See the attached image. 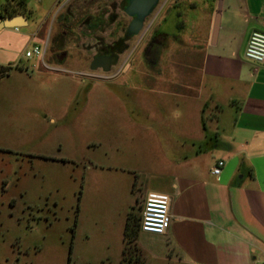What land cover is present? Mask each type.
Segmentation results:
<instances>
[{"label":"rangeland","instance_id":"rangeland-1","mask_svg":"<svg viewBox=\"0 0 264 264\" xmlns=\"http://www.w3.org/2000/svg\"><path fill=\"white\" fill-rule=\"evenodd\" d=\"M99 1L109 11L114 9L111 1L117 0ZM41 12L30 0L27 26L0 32V45H11L22 57L16 69L28 59L31 74V78L7 79L6 72H17L0 65V264H119L123 231L117 228L125 224L128 213L139 219L148 169L161 158L156 140L161 126L155 132L133 134L128 125L166 121L177 129L178 123H194L191 115L199 103L192 88L181 97L173 92L178 88L167 91L159 81L151 83V91L136 85L135 74L160 71L159 57L167 38L150 35L160 31L166 17L154 12L136 39L145 34L157 50L144 48L143 38L134 51L132 41L131 53L125 59L122 55L109 71L95 72L97 68L91 70L89 63L88 76L82 77L56 61L51 64L68 69H45L41 55L25 57L27 50L35 45L43 49L46 42L51 55L63 50L54 44L61 30L57 17H48L39 27ZM38 30L37 40H32L29 34ZM205 120L211 130L214 123ZM226 130L219 127L218 136L228 134ZM129 167L137 168L142 183L134 191L128 189L131 176L124 171ZM126 201L131 206L121 214ZM169 262L166 259L164 264H176ZM145 264L153 263L145 260Z\"/></svg>","mask_w":264,"mask_h":264},{"label":"crops","instance_id":"crops-1","mask_svg":"<svg viewBox=\"0 0 264 264\" xmlns=\"http://www.w3.org/2000/svg\"><path fill=\"white\" fill-rule=\"evenodd\" d=\"M6 1L14 4L18 0H0V6ZM29 1L24 0L26 10ZM68 1L35 0L42 9L39 27L48 17L55 19L72 9L92 14L105 9L99 0L93 4L79 0L72 7ZM5 13L0 11L3 18ZM155 14L166 17L160 29L167 38L159 57L160 71L134 73L139 82L136 85L151 91V85L159 81L165 90L178 88L173 92L181 97L192 88L199 107L191 115L194 123H178L176 130L166 121L128 125L133 134L155 132L161 126L156 139L161 158L148 172L144 170L147 178L142 203L148 195L164 198L170 212L165 233L139 231L136 246L144 262L153 264H164L166 259L176 264H264V63L244 57L250 34L263 29L264 0H161ZM18 15H24L27 26L26 12ZM35 32L29 34L32 40H37L39 30ZM63 37L55 46L63 50L55 56L48 52L49 43L44 44L47 52L40 56V63L47 70H56L51 64L56 61L87 77L84 40L70 43L65 34ZM11 48L0 45V65L15 68L17 73L10 70L4 78H31L29 60L16 69L22 57ZM85 85L82 82V87ZM205 118L214 123L211 130ZM224 126L228 134L218 136V128ZM218 160L224 165L219 175H213L211 170ZM124 171L131 176L128 189L134 191L138 183L142 185L136 167ZM129 206L126 201L120 213ZM123 224L117 228L119 233Z\"/></svg>","mask_w":264,"mask_h":264},{"label":"flooded vegetation","instance_id":"flooded-vegetation-1","mask_svg":"<svg viewBox=\"0 0 264 264\" xmlns=\"http://www.w3.org/2000/svg\"><path fill=\"white\" fill-rule=\"evenodd\" d=\"M86 1L90 2V0H86ZM121 1L122 0H117L115 3L111 1L112 7L114 9L109 11L103 10L101 12L92 14L87 11L80 12L77 9H72L67 11L65 15L57 17L56 18L58 21L57 25L59 26V28H61V30L58 39L55 38L54 44L57 45L62 42L61 40L63 39L62 38L63 34H65L66 37L67 35L74 34L75 37L80 36L83 38L76 37V38H66V39L70 43L79 39L84 40V45H83L84 51L89 60V63H92L96 58H102L103 60H105L111 54H117V58H116L117 62L115 64L117 65L122 55L126 53L129 54L131 50V46L129 45V43H131L132 41L133 43L136 42V39L138 38L136 36L124 42L126 45H128V48L123 50L121 53L118 52L119 49L121 48V45H123V43L122 44L120 43V40L123 38L125 29L127 28V26L129 25L132 19L122 10ZM73 2L74 4H76L79 2V0L68 1L69 4H72ZM145 21H144V25H145ZM110 27H112V30H108V28ZM147 31L145 30V32ZM154 33H157L158 36L164 35L161 31L155 29L153 30L150 36H152ZM143 38L145 39L144 48L152 47L155 50L159 48L156 44H153L151 40L149 41L150 37L146 39L145 34L144 36L141 37L139 41H137L136 46H139V44L143 41ZM46 52L47 51L44 50V54ZM155 53H157V51ZM127 54L125 55L124 59L126 58ZM97 69L102 70V67H99Z\"/></svg>","mask_w":264,"mask_h":264},{"label":"built area","instance_id":"built-area-1","mask_svg":"<svg viewBox=\"0 0 264 264\" xmlns=\"http://www.w3.org/2000/svg\"><path fill=\"white\" fill-rule=\"evenodd\" d=\"M32 55H44V50L38 45L25 52V57ZM244 57L256 64L264 63V24L262 30L253 31L246 44ZM224 162L218 160L213 166L211 173L219 175ZM170 223L169 202L167 199L148 195L141 205L140 210V231L162 235Z\"/></svg>","mask_w":264,"mask_h":264},{"label":"water","instance_id":"water-1","mask_svg":"<svg viewBox=\"0 0 264 264\" xmlns=\"http://www.w3.org/2000/svg\"><path fill=\"white\" fill-rule=\"evenodd\" d=\"M161 0H122V10L131 17V22L125 29L123 38L120 40L121 48L119 53L128 48L124 42L136 37L140 34L144 27V21L150 15L154 14ZM26 26V18L24 15H18L14 17H6L0 21V31L6 28H21ZM117 54H111L107 59L96 58L91 63V70H95L98 67H102L104 72L110 70V68L116 64Z\"/></svg>","mask_w":264,"mask_h":264},{"label":"trees","instance_id":"trees-1","mask_svg":"<svg viewBox=\"0 0 264 264\" xmlns=\"http://www.w3.org/2000/svg\"><path fill=\"white\" fill-rule=\"evenodd\" d=\"M6 1L0 6V11H4L5 16L14 17L16 14L26 12L24 0ZM4 15H0L3 18ZM140 217L134 216V213H128L125 218L123 229V248L119 264H145L139 249L136 246V237L140 231Z\"/></svg>","mask_w":264,"mask_h":264}]
</instances>
